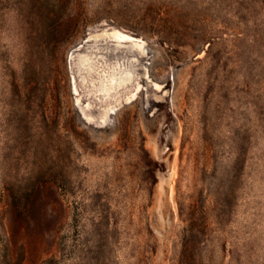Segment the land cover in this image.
<instances>
[{
    "label": "rangeland",
    "instance_id": "rangeland-1",
    "mask_svg": "<svg viewBox=\"0 0 264 264\" xmlns=\"http://www.w3.org/2000/svg\"><path fill=\"white\" fill-rule=\"evenodd\" d=\"M0 264H264V0H0Z\"/></svg>",
    "mask_w": 264,
    "mask_h": 264
},
{
    "label": "bare ground",
    "instance_id": "bare-ground-1",
    "mask_svg": "<svg viewBox=\"0 0 264 264\" xmlns=\"http://www.w3.org/2000/svg\"><path fill=\"white\" fill-rule=\"evenodd\" d=\"M114 37H115L117 40H124V39H126L128 36L125 35V34H123V33H121V32H116V33L114 34Z\"/></svg>",
    "mask_w": 264,
    "mask_h": 264
}]
</instances>
